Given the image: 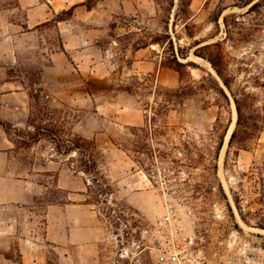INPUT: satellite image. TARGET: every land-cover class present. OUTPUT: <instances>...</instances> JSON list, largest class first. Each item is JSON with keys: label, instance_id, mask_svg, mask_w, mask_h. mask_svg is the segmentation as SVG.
Wrapping results in <instances>:
<instances>
[{"label": "rangeland", "instance_id": "rangeland-1", "mask_svg": "<svg viewBox=\"0 0 264 264\" xmlns=\"http://www.w3.org/2000/svg\"><path fill=\"white\" fill-rule=\"evenodd\" d=\"M57 1L0 0V147L13 143L16 150L12 161L3 157V167L13 165L16 174L42 164L52 169L51 176L34 175L48 184L41 198L23 208L3 207L2 225L17 219L16 233L34 228L44 233L50 222L57 231L65 214L67 227L76 226L87 239L59 251L48 246L45 264H264V30L242 39L238 22L249 19L240 15L248 7L238 0H183L182 5L180 0H122L123 11L112 16L118 4H102L97 19L111 22L77 38L76 48L63 53L55 21L27 31L29 8H34V21L67 17L69 12L50 11ZM167 36L184 65L175 64ZM215 40L221 45L213 51L241 102V123L237 116L231 146L232 132L226 135L234 97L210 61L195 54L198 46ZM149 43L156 49L155 61L164 66L160 72L154 65L133 64L132 49ZM80 47L93 59L85 58L82 69L77 66L84 60L76 53ZM170 76L177 83L166 84ZM35 88L37 102L29 96ZM181 88L183 99L175 95ZM30 113L37 114L36 124L62 138L92 140L113 192L93 201L96 187L87 189L89 175L79 170L75 150L59 152L52 134L31 142ZM227 117L231 121L223 135ZM9 124L15 128L5 131ZM139 126L145 128L142 139L135 134ZM138 140L157 148L152 158L144 156L143 165L135 160ZM220 141L218 159L224 149L223 158L221 163L217 159L215 178L211 156ZM47 158L53 161L46 164ZM219 181L232 210L217 189ZM231 189H243L245 220ZM51 201L57 206L48 217ZM65 202L81 206L65 213L58 206ZM108 205L123 207L131 218L114 219ZM2 238L9 243L6 235ZM10 242L8 250L0 248V264H25L16 241Z\"/></svg>", "mask_w": 264, "mask_h": 264}, {"label": "crops", "instance_id": "crops-1", "mask_svg": "<svg viewBox=\"0 0 264 264\" xmlns=\"http://www.w3.org/2000/svg\"><path fill=\"white\" fill-rule=\"evenodd\" d=\"M82 1L84 0H58V5L52 3L50 11L59 12V10L67 9L73 4L81 3ZM115 3L118 4V7H114L112 11L113 14L111 13L112 16H114V14L123 11L124 4L122 3V0H96V4L90 9H88L84 4H79L75 6L71 16L55 21L62 39V48L60 47L61 51L63 53L72 52V50H74L77 46L75 43L77 38L83 37L85 34L87 35L88 32L97 29L96 27L102 23H104L103 25L109 24L111 22L110 19L106 20V22H103V20L99 21L97 19V13L103 6L102 4L115 6ZM31 10H34V8H29L27 19V29H29L27 30L28 32L36 30L38 28L37 25L53 18L48 16L41 21L36 20V22L32 19V17H34V13L31 14ZM78 25H83L85 28L80 30ZM76 53L79 54L78 56H80V58H84L80 64H77L79 69L86 68L85 58H88L90 63L93 62L92 56L87 53L86 48L80 47L76 50ZM57 55L59 56V53L54 52L53 56ZM132 55L134 57L133 64H138L142 69L150 68L153 65L156 66V69L159 72L164 69L161 61L158 63L155 61L157 56L156 49L150 43L133 48ZM175 83L177 82L173 79V76H170L166 80V84L174 85ZM15 151L13 143H10V145H6L2 148L0 147V248L8 250V247L11 245L10 241H16L17 251L21 262L25 264H45L47 261L46 256L49 248L48 246H52L59 251L60 249H65L63 248L64 245H67L68 243H78L87 239V237L85 238L84 233L76 226H71L70 228L67 227V217L65 214L63 216L60 215L59 222H62V226H59L57 231L52 227L50 222L44 233H37L35 228L33 232L29 230L28 232L25 231L22 233H16L17 219L13 218L11 219H13L15 223L12 221L8 226L2 225V210L4 206L23 208L28 204H33L36 200L41 198L40 194L43 192V188L48 187V184L36 179L34 175H52V169H50V167L45 168V164H42L43 168L27 169L26 174H16V172H14L16 169L14 170V166L11 164L4 170L2 162L3 157L5 156L6 159L12 161V159H14ZM47 159L46 164L53 161L51 158ZM58 175H60V173H58ZM80 193H83V191H80ZM56 206V202L48 204V217L50 216L51 210ZM58 206H60L62 212L65 211L66 213L67 210L73 208L76 209L81 205L73 202H65L64 204H59ZM93 233L96 235H94V239H97L99 237V230L94 229ZM3 235H6V238L9 240L8 244L4 243L2 238ZM63 256L66 257V254L64 253Z\"/></svg>", "mask_w": 264, "mask_h": 264}, {"label": "trees", "instance_id": "trees-1", "mask_svg": "<svg viewBox=\"0 0 264 264\" xmlns=\"http://www.w3.org/2000/svg\"><path fill=\"white\" fill-rule=\"evenodd\" d=\"M239 6L242 7H248L247 10L240 14L242 15V17L244 15H250L248 20H239L238 24H239V28H240V33H243V37L242 39H247L248 37L254 35L255 32H262L264 30V0H238ZM183 0H180V5H182ZM79 4H84L88 9L92 8V6H94L96 4V0L92 1V0H84L81 3H76L73 4L72 6H70L67 9H62V12H69V16L72 15L73 10L75 8V6L79 5ZM222 12V10H221ZM220 12V14H221ZM66 18V16H62V17H54L50 20H47L41 24H46L49 23L50 21H57V20H61ZM218 18L215 19V21H217ZM225 26H226V32H227V37L230 34V27H229V23H228V16L224 15L223 17ZM56 23V22H55ZM56 25V24H55ZM39 26V25H37ZM167 41L169 43V45L172 47L171 51L173 52V58H174V62L177 66H181L184 65L185 63L179 61L174 53V49H173V42H172V38L170 36H167ZM201 42H196V45H199ZM221 45V41L220 40H215V41H211V42H206L200 46H198L195 49V54L202 56V57H206L210 63L212 64L213 68L216 70L217 74L220 76V78L222 79L224 85L230 89L233 97H234V101L236 103V110H237V125H239L241 123V118H242V110H241V102L239 101V98L237 96V94H235L233 92V90L231 89V81L232 78L231 76L225 71L226 68L222 65L221 61H220V57L218 54L214 53V48H219ZM61 47V45H60ZM62 48V47H61ZM183 57L188 56L183 54ZM216 82V86H217V90L220 92V94L225 98V100L227 102H229V97L228 94L225 90V88L219 83L218 80L215 79ZM262 85H264V81L262 83ZM178 93L175 94L176 96H179L181 99H183V97H185L186 92H185V88H181L180 90H177ZM38 94H37V93ZM30 98H32L34 100V102H37V100L39 99V89H33L32 92H30L29 94ZM180 103V101H179ZM37 115V114H36ZM35 115V113L28 116V125H31L34 129V131L32 130H27V138L31 140V142H35L38 141L41 138V134L46 133L47 135H54V140L57 143L58 146V150L59 152L63 153H71L72 151L75 150L76 154L78 155L77 157V161L78 163V167H80L79 170L83 171L84 173L89 175V179H88V183H87V189H89L91 191V188L93 186L96 187L97 190V195L93 196V201L94 200H99V195L102 194H108V193H112L113 192V185L110 182L109 178L107 177V175L101 170L99 163H100V158H101V152L99 149L96 148V146L94 145V142L86 137L83 136H76L74 139L71 138H62L59 135H57V131L55 132L54 130L44 127V126H40L38 124H36V120L38 119L37 116ZM154 120V117H153ZM230 117H227V123L224 124V133L223 135H225V132L228 130L229 128V123H230ZM1 124L4 123V121H0ZM15 128L13 125H8L6 127H4L5 131H10V129ZM17 130V128L15 129ZM145 128L139 126L138 128H136L135 134L139 137H141L142 132H144ZM237 127L232 131L230 139H229V146H231V143L235 137V135L237 134ZM223 135L221 136V140L223 138ZM23 137V136H22ZM25 138V137H23ZM142 139V137H141ZM25 139L20 140L19 142H22L26 145H31V143H27L26 141H24ZM220 143L218 144L215 154L211 156L212 159V169H213V175L215 178H217V168H218V164H217V159H218V154H219V148H220ZM134 152H135V160L140 163L141 165L144 164L145 161V155L147 156V158H152L157 150V148H153L150 145H148L146 142L144 141H137L134 145ZM157 155V154H156ZM191 158V157H190ZM193 158V157H192ZM191 158V159H192ZM229 161V149L226 152L225 155V165H227ZM153 163V162H152ZM217 189L218 191L221 193V195L223 196V198L226 199L227 204L229 205V208L232 210V205H230V201H229V197L227 195V193L224 190V187L222 185V183L219 181L217 184ZM243 191V189H241L240 191H234V189H231L232 192V197H233V201L239 211L240 216L242 217L243 220H245V215L242 211V206H241V192ZM55 201H51L50 203H54ZM87 203H92L91 200L86 199ZM108 213L114 217V219H123V220H127L129 221V219L131 217H129L128 214L125 213L123 207H114V206H110L108 205ZM113 211V212H111Z\"/></svg>", "mask_w": 264, "mask_h": 264}, {"label": "bare ground", "instance_id": "bare-ground-1", "mask_svg": "<svg viewBox=\"0 0 264 264\" xmlns=\"http://www.w3.org/2000/svg\"><path fill=\"white\" fill-rule=\"evenodd\" d=\"M212 71H213V69H211ZM214 72V71H213ZM232 107H233V121L231 122V125H230V128H229V131H228V133H227V135H226V139L229 137V135H230V132L232 131V129H233V127H234V123H235V119H236V117H237V112H236V107H235V105L233 104L232 105ZM225 146V145H224ZM224 150V149H223ZM223 150H222V153H221V155H220V158L218 159V161H219V163H221V161H222V158H223Z\"/></svg>", "mask_w": 264, "mask_h": 264}, {"label": "water", "instance_id": "water-1", "mask_svg": "<svg viewBox=\"0 0 264 264\" xmlns=\"http://www.w3.org/2000/svg\"><path fill=\"white\" fill-rule=\"evenodd\" d=\"M232 132V131H231Z\"/></svg>", "mask_w": 264, "mask_h": 264}]
</instances>
